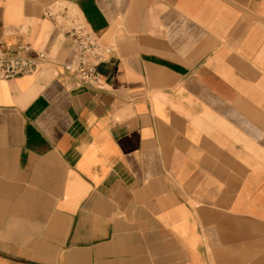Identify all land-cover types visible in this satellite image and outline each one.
<instances>
[{"label":"crops","instance_id":"0c3cea01","mask_svg":"<svg viewBox=\"0 0 264 264\" xmlns=\"http://www.w3.org/2000/svg\"><path fill=\"white\" fill-rule=\"evenodd\" d=\"M0 40L49 55L0 79V264H264V0H0Z\"/></svg>","mask_w":264,"mask_h":264},{"label":"built area","instance_id":"2783aa9c","mask_svg":"<svg viewBox=\"0 0 264 264\" xmlns=\"http://www.w3.org/2000/svg\"><path fill=\"white\" fill-rule=\"evenodd\" d=\"M44 14L76 49L74 59L64 64L66 71L74 76L79 84L101 87L103 80L98 67L106 61L112 47L95 37L79 16L64 5H51L45 9ZM29 51L30 47L24 44L9 51L0 40V79L33 73L39 65L49 59L44 50H38L34 54Z\"/></svg>","mask_w":264,"mask_h":264}]
</instances>
